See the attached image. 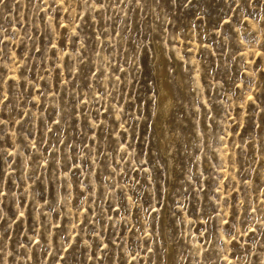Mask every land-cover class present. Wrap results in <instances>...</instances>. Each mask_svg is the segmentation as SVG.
<instances>
[{
	"label": "rangeland",
	"instance_id": "374dc122",
	"mask_svg": "<svg viewBox=\"0 0 264 264\" xmlns=\"http://www.w3.org/2000/svg\"><path fill=\"white\" fill-rule=\"evenodd\" d=\"M0 264H264V0H0Z\"/></svg>",
	"mask_w": 264,
	"mask_h": 264
},
{
	"label": "bare ground",
	"instance_id": "6f19581e",
	"mask_svg": "<svg viewBox=\"0 0 264 264\" xmlns=\"http://www.w3.org/2000/svg\"><path fill=\"white\" fill-rule=\"evenodd\" d=\"M161 75H162V74H161ZM163 85H164V84H163ZM162 99H163V101H164V104H165L166 106H169V104H170V92H169V90H168V88H167L166 85L163 86ZM161 101H162V100H161Z\"/></svg>",
	"mask_w": 264,
	"mask_h": 264
}]
</instances>
